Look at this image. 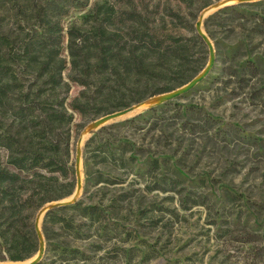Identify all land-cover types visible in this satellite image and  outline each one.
<instances>
[{
    "label": "rangeland",
    "instance_id": "374dc122",
    "mask_svg": "<svg viewBox=\"0 0 264 264\" xmlns=\"http://www.w3.org/2000/svg\"><path fill=\"white\" fill-rule=\"evenodd\" d=\"M103 2L159 15L178 7L175 0H0V33L24 44L43 30L37 11L57 7L65 11L64 48L67 28L83 25ZM203 2L181 4L190 15L173 23L187 26V36H198L195 22L211 4ZM235 6L233 20L222 14L208 21L214 13L202 20L214 49L206 77L178 98L107 122L85 138L80 192L52 209L71 225L52 226L55 250H46L43 217L45 249L35 264H264V34L252 31L264 0ZM189 53L195 76L209 60L208 47L197 41ZM68 72L66 102L81 89ZM100 116L75 113L70 124L73 191L78 138Z\"/></svg>",
    "mask_w": 264,
    "mask_h": 264
},
{
    "label": "trees",
    "instance_id": "16d2710c",
    "mask_svg": "<svg viewBox=\"0 0 264 264\" xmlns=\"http://www.w3.org/2000/svg\"><path fill=\"white\" fill-rule=\"evenodd\" d=\"M175 1L176 11L166 16L95 3L83 25L67 28L64 48L59 17L65 11L57 7L37 11L43 30L24 44L0 33V260L33 255L38 248L35 211L72 193L68 134L75 113L93 119L171 91L198 72L189 49L202 38L187 36V26L173 23L190 15L181 4L190 7L196 0ZM203 1L202 7L212 0ZM232 13L239 17L235 4L208 21ZM252 31L264 34V16H256ZM67 69V78L81 89L66 102ZM151 164L158 167L156 159ZM58 223L71 225L56 210L46 213V250H55L50 233Z\"/></svg>",
    "mask_w": 264,
    "mask_h": 264
},
{
    "label": "water",
    "instance_id": "95a60500",
    "mask_svg": "<svg viewBox=\"0 0 264 264\" xmlns=\"http://www.w3.org/2000/svg\"><path fill=\"white\" fill-rule=\"evenodd\" d=\"M253 1H255V0H215L214 2H212L210 5H208L207 7H205L201 11V13L198 16L197 21L195 22V30H196L197 34L202 38V40L204 41V43L208 47L209 60H208L207 64L205 65V67L197 75H195L191 80H189L187 83H185V84H183V85H181V86H179V87H177L171 91L147 97V98H145L139 102L133 103L127 107L113 111V112L105 114V115H102V116L98 117L97 119L93 120L91 123H89L83 129V131L81 132V134L78 138V141H77V154H78V156L76 157L77 166H76V187L75 188L81 187V178H80L78 165H79L80 148H81V144L85 140V137H87L93 129L98 128L107 122H110L114 119H120V118L133 116L134 114L138 113V111L142 107H143V109L151 108L153 106L159 105V104L167 102L169 100L176 99L179 96L190 91L197 83H199L204 77H206V75L209 73L210 69L212 68V66L214 64L213 44L211 43L208 36L203 32L202 20L205 17L215 13L216 11H218L219 9H221L225 6H230V5L239 4V3L253 2ZM86 131H88L87 136H84V133ZM74 199H75V197L72 198V194H71L67 198L51 201V202L44 204L39 209L37 216H36L35 223H34V229H35L36 236L38 239V248H37L36 254L33 257L27 259L26 261H8V262L2 263V264H35V263H37L40 260V258L42 257V255L44 253V249H45L44 248V241H43L41 232L39 230V225H40L41 220L43 219V217L45 216V214L48 211H50L56 207L65 205L66 203H68L69 201H72Z\"/></svg>",
    "mask_w": 264,
    "mask_h": 264
},
{
    "label": "bare ground",
    "instance_id": "6f19581e",
    "mask_svg": "<svg viewBox=\"0 0 264 264\" xmlns=\"http://www.w3.org/2000/svg\"><path fill=\"white\" fill-rule=\"evenodd\" d=\"M141 110H143V107L142 108H140V110L138 111V112H140ZM87 132L88 131H86L85 133H84V136H87ZM86 138V137H85ZM79 192H80V188H75V190L73 191V193H72V198L73 197H77L78 196V194H79ZM39 221V220H38Z\"/></svg>",
    "mask_w": 264,
    "mask_h": 264
}]
</instances>
